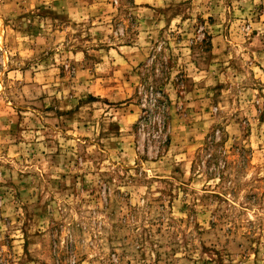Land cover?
I'll return each instance as SVG.
<instances>
[{"label": "rangeland", "instance_id": "rangeland-1", "mask_svg": "<svg viewBox=\"0 0 264 264\" xmlns=\"http://www.w3.org/2000/svg\"><path fill=\"white\" fill-rule=\"evenodd\" d=\"M0 264H264V0H0Z\"/></svg>", "mask_w": 264, "mask_h": 264}]
</instances>
